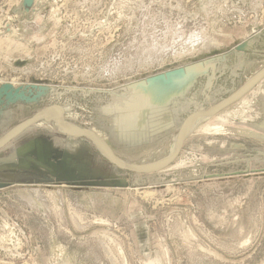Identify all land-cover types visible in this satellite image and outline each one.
Returning a JSON list of instances; mask_svg holds the SVG:
<instances>
[{
  "label": "rangeland",
  "instance_id": "obj_1",
  "mask_svg": "<svg viewBox=\"0 0 264 264\" xmlns=\"http://www.w3.org/2000/svg\"><path fill=\"white\" fill-rule=\"evenodd\" d=\"M23 1L0 0V137L55 105L140 166L264 65V0ZM201 122L151 173L23 129L0 147V264H264V78Z\"/></svg>",
  "mask_w": 264,
  "mask_h": 264
},
{
  "label": "bare ground",
  "instance_id": "obj_2",
  "mask_svg": "<svg viewBox=\"0 0 264 264\" xmlns=\"http://www.w3.org/2000/svg\"><path fill=\"white\" fill-rule=\"evenodd\" d=\"M251 40L250 41H247L245 44H243V47H245V48H247V47H249L250 45H251ZM150 54V53H149ZM152 55V54H151ZM199 67H201V64H196L195 66H192V67H186L185 69H183V70H179V71H175V72H172V73H170V74H168V75H163V76H158V77H153V78H150V81L149 82H147V80L145 81V82H141V83H138V84H134V85H132V86H130V87H134L135 89H133V90H130L129 91V93L128 94H126V95H128V96H126V98H131L132 96L134 97V96H138V94H143L144 93V91L145 90H148L147 89V86H150V89L152 90V89H157V87L156 86H158V85H156L157 83H171L176 77H179V76H186V75H190L194 70H196L197 68H199ZM259 71L258 72H256L252 77H250L247 81H246V83L241 87V90H244L245 88H247L248 87V85H250L251 83H253L254 82V80H256V78L264 71V65H262L259 69H258ZM189 71H191V72H189ZM195 72V71H194ZM193 72V73H194ZM198 73V72H197ZM152 85V86H151ZM185 89V87H184V85H183V87L181 86V88L179 89V91H176V93L173 91V90H171V91H173L175 94H177V93H179L180 92V90H184ZM158 91L156 90V93H157ZM166 93V92H165ZM156 95V94H155ZM237 95V94H236ZM236 95L234 94V95H232V96H230V98H234L235 99V97H236ZM243 96V95H242ZM241 96V97H242ZM21 96L20 95H18L17 96V98H20ZM157 97V96H156ZM166 98H174V95H173V97H172V94H170V93H167L166 94V96H165ZM125 98V99H126ZM160 98V97H159ZM163 98V97H162ZM238 98H240V97H237V99ZM236 101V99L233 101V102H235ZM151 102H152V100H151ZM232 102V103H233ZM153 103V102H152ZM227 103V102H226ZM226 103H223L222 105H224L225 104V106H223V107H221V108H217V109H215L212 113H210L209 115H202V114H198V115H194V116H192V118L187 122V124H186V129H185V132H186V134H185V138H186V135L187 134H189L190 133V131H193L194 129H196V128H199L200 126H201V124H203L201 121H205V120H207V119H209L213 114H216V113H218L220 110H222V109H224V108H226L228 105H229V103L228 104H226ZM231 104V103H230ZM213 106H215V105H210V107L208 108V109H210L211 107H213ZM207 109V110H208ZM52 113L49 115V116H37V118L35 119V124L37 123H39V124H45V125H48V126H50V127H53V128H55L56 130H58V131H60L61 133H63V134H65V135H68V133H67V131L65 130V128L61 125V124H59V116H58V112H59V114L60 113H62L61 112V109H60V107L59 106H54L52 109ZM205 111V110H204ZM138 113H132V114H127V115H124V113H123V115H121V119H126L127 120V126H125V128L126 127H128V125H131V124H133V123H136L137 121H138V118L140 119V121H143V117H144V114L143 113H139L138 115H137ZM65 122H66V124H67V126H68V129L69 130H71V132H73V133H76V132H81V131H83V130H87V131H89V132H93V133H95V134H97L100 138H102V140H104V138L102 137V135L100 134V133H97V132H94L93 130H91V129H89V128H83L82 126H79V125H76V124H73V123H71V122H68V121H66L65 120ZM201 122V123H200ZM140 124H143V122H140ZM181 127V126H180ZM15 128V127H14ZM13 128V129H14ZM124 128V129H125ZM13 129H11V130H13ZM180 129V128H179ZM179 129H178V131H177V133H176V135H174L173 137H172V140H171V143L168 145V147H166L161 153H160V155L159 156H157V159H155V161H153V162H150V163H146V164H141L140 165V167H151V166H156V165H158V164H161V163H163V162H165L166 160H168L171 156H172V154L174 153V151L176 150V147H177V144H178V140H179ZM227 129L228 128H226V129H223V130H226L227 131ZM10 130V131H11ZM229 130H233V129H229ZM237 130V129H236ZM234 131V130H233ZM242 132H244V133H247V134H249L250 133V131L249 130H242ZM69 136V135H68ZM69 137H71V136H69ZM184 138V139H185ZM90 142H92L103 154H105L106 156H108V157H111L110 155H109V151H108V148L106 147V145H104V144H101V143H99V142H97V141H95L94 139H88ZM105 141V140H104ZM7 142H9V141H7ZM7 142H5V143H3L0 147H2L3 145H5ZM108 145V144H107ZM108 147H110L109 145H108ZM112 149V148H111ZM113 151V150H112ZM114 152V151H113ZM115 154V153H114ZM116 155V154H115ZM117 156V155H116ZM118 157V156H117ZM123 164H129V163H126V162H124L123 160H121L120 158H118ZM129 165H132V166H138V165H135V164H129ZM139 167V166H138Z\"/></svg>",
  "mask_w": 264,
  "mask_h": 264
},
{
  "label": "water",
  "instance_id": "obj_3",
  "mask_svg": "<svg viewBox=\"0 0 264 264\" xmlns=\"http://www.w3.org/2000/svg\"><path fill=\"white\" fill-rule=\"evenodd\" d=\"M33 0H24L23 4L25 6H30L32 4ZM262 78H264V71L256 78V80H254L253 83H251L250 85H248L247 88H245L244 90H239L236 93H234L236 95L235 99L237 100V97H241L242 95H244V93H246L248 90H250L256 83H258ZM233 94V95H234ZM234 98H230L228 97L227 99L222 100L221 102H219L218 104H216L215 106L211 107L208 110L205 111H197L193 114H191L190 116H188L184 122L182 123L180 129H179V140H178V144L176 147V150L174 151V153L172 154V156L166 160L165 162L158 164L156 166H151V167H138V166H132L129 164H123L118 157L114 154V152L112 151V149L110 147H108L107 143L102 140V138H100L97 134L93 133V132H89L87 130H83L81 132H76L73 133L71 132V130L68 129V126L65 122L64 116L62 113L59 114V124H61L65 130L67 131L68 135L77 139V138H86V139H94L95 141L106 145V147L108 148L109 151V155L111 157L106 156L115 166H117L120 169L126 170V171H130V172H136V173H151V172H156L159 171L163 168H165L167 165H169L179 154L181 148H182V144L185 138V129H186V124L187 122L192 118V116L194 115H198V114H202V115H209L210 113H212L215 109H217L218 107L221 108L224 105H222L223 103L226 104H230L232 103L234 100ZM55 105H50V107H46L45 109H42L40 112L36 113L33 117H31L30 119L26 120L24 123L16 126L13 130H9L5 135H3L2 137H0V146L7 142L10 141L14 136H16L18 133H20L23 129L31 126L34 122L35 119L37 118V116H49L52 113V108ZM67 135V136H68Z\"/></svg>",
  "mask_w": 264,
  "mask_h": 264
}]
</instances>
